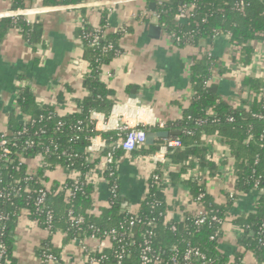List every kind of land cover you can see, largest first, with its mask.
Masks as SVG:
<instances>
[{
	"label": "trees",
	"instance_id": "16d2710c",
	"mask_svg": "<svg viewBox=\"0 0 264 264\" xmlns=\"http://www.w3.org/2000/svg\"><path fill=\"white\" fill-rule=\"evenodd\" d=\"M10 2V11L26 9L40 2L44 6H64L69 4H80L84 0H7ZM244 2V9L239 4ZM186 4L195 6L193 17L183 18L180 9ZM155 13L159 14V26L162 31L170 36L175 35L176 46L185 48L187 43L195 48H210L218 38L228 40L231 46L240 47L241 58L237 62L245 68L254 62V43H264V0H164L161 5L157 4ZM107 19L104 16L99 29L102 31V39L98 46L92 47L89 40H83L84 59L88 65V73L84 77L83 87L88 95L76 98L77 112L71 115L61 116L57 108L53 106H39L36 104L35 96L30 89H23L16 104L18 113L24 118H30L31 123L27 125L16 124L15 129L9 131L10 139L18 145L13 158L18 160L23 157L26 160H36L39 155L44 156L49 167L42 168L38 178L43 180L44 171L54 165H60L81 174L92 172L99 177H104L110 182V190L114 185L120 184L117 177V165L111 167L112 171L99 170L94 164L89 163V154L84 149L90 146L91 139L99 133L95 129V123L91 120L93 113H103L109 117L113 107L115 92L110 89L101 79L102 68L111 64L116 58L114 50H106L110 45L120 49L118 42L124 33L120 30L116 34H108L106 31ZM11 29L20 30L27 42L36 46L42 42V25H32L21 18L17 23L13 19L5 18L0 22V39ZM95 28L89 24L85 30L78 28L79 39L83 35L94 33ZM194 65L190 67L191 87L193 98L188 109L183 113L180 120L169 122L163 131L181 132L180 136H171L170 139L180 140L183 147L173 149L169 158L173 163L181 166V172L172 174L171 182L180 181L181 175L192 172L199 167L204 177H215L218 175L217 168L210 157V145L207 137H216L227 147L234 159V174L236 177V192L250 194L257 191L260 194L254 214L246 220L239 219L235 222L243 230L239 244L246 252L251 253L257 264H264V101L257 95L263 93L264 84L261 80L245 77L241 81L240 95L243 98L239 107L224 99L220 93L217 83L208 84L217 72L224 75L228 68L216 58L205 55L193 59ZM236 60L234 59V62ZM74 90L67 87L57 97L58 106L64 107L67 94H73ZM256 95V96H255ZM62 122L63 126L58 127ZM82 123V131L77 130ZM147 134L157 132L160 129L149 126H140ZM25 131H27L25 133ZM19 133H22L19 135ZM103 138L112 149L118 141L116 132L102 133ZM1 137V133H0ZM35 142L33 148L27 149V142ZM165 140H158L155 145L149 146L144 154L156 153ZM146 147V146H145ZM143 150V148H142ZM109 152L106 150L104 156ZM124 154L116 151V160ZM28 166L14 165L3 170L5 185L3 188L9 190L10 183L21 180L27 176ZM114 172V176H111ZM161 171L156 170L152 176L161 177ZM37 181V180H36ZM35 180L29 183L33 193H22L12 202L0 199V213L9 217L4 224L7 229L3 232L1 242L7 248V256L3 264H15L13 258L14 230L17 220L22 212H32L30 218L37 220L38 224L45 228L46 216L37 212L36 200L41 183ZM70 185L74 181L68 182ZM8 185V186H7ZM185 185L192 188V193L198 197L202 187L189 179ZM93 184L85 186L72 202H69L64 193H56L57 190L49 191L48 207L54 211L53 231L50 238L44 242L40 250L41 258L46 253H57L52 248L51 239L59 221L66 223V232L70 238L90 237L111 230L126 231V241L121 244L112 242V246L102 252H90L97 259H102L100 264H117V255L121 247L125 246L124 264H141V251L145 244L147 234L152 231L151 247L154 255H158L161 264H171L173 256H182L188 249H199L211 264H244V254L234 253L233 260L220 250V240L223 236L222 227L218 223H212L211 219L203 226L196 225V216H188L184 222H166L168 206L165 200V184L150 178L148 181L147 194L136 211L123 210L118 202V196L111 198V207L104 210L102 215L96 216L87 213L93 209L91 194ZM18 187H24L21 182ZM58 189V188H57ZM231 196V195H230ZM229 196L228 204L217 205L213 197L206 194L202 200L209 218L216 215L224 223L228 219L229 212L234 204V198ZM79 222L72 223L69 213ZM139 217L141 223L130 225L132 217ZM152 223L150 226L149 224ZM3 223H0V229ZM93 227V228H92ZM172 227L176 230L173 231ZM123 228V230H122ZM135 245H130L128 238ZM100 236V235H99ZM149 239V238H148ZM103 257H105L103 259ZM195 264H203V261L195 260Z\"/></svg>",
	"mask_w": 264,
	"mask_h": 264
},
{
	"label": "crops",
	"instance_id": "0c3cea01",
	"mask_svg": "<svg viewBox=\"0 0 264 264\" xmlns=\"http://www.w3.org/2000/svg\"><path fill=\"white\" fill-rule=\"evenodd\" d=\"M157 1L84 0L80 4L57 7L44 6L37 1L29 8L33 12L28 21L32 25H42V42L35 47L30 45L18 29L9 30L0 39V133L9 132L15 129L16 124L24 123V117L17 111L16 101L26 88L30 89L36 104L41 107H56L61 116L77 112L76 98L88 95L83 87L88 65L84 59L83 42L77 34L79 21L85 18L92 28L97 29L104 16L108 34H116L122 29L127 32L118 42L123 55L102 68L101 79L115 92V96L112 98L114 107L110 116L106 117L103 113L96 115L94 122L99 142H106L102 133L115 132L105 129V124L111 120L128 122L132 127L138 124L154 127L157 122L180 120L193 98L189 62L195 50L176 46L163 31L154 37L151 28L160 27L152 15ZM152 4L156 6L152 7ZM10 7L9 1L0 0V22L5 19L4 14L10 11ZM206 49L211 50L229 69L222 76L216 72L214 83L219 85L221 95L234 107H239L244 98L239 90L245 77L261 80L264 84L263 42L254 43L253 64L238 74L233 71V65L238 64L241 51H233L227 39L218 38L212 47ZM68 86L74 93L67 94L66 105L59 107L57 97ZM206 141L217 168L218 175L215 177L205 178L196 167L192 172L181 175L180 181L171 182L172 174L178 175L181 166L173 163L168 155L162 164L155 161L159 150L150 155L143 153L148 145L132 154L124 153L117 162L120 184L118 202L123 210L135 212L147 194L150 176L159 170L162 176L169 178L164 190L168 206L166 222H184L188 216H196L200 209H205L204 205L195 201L197 197L192 193V188L185 185L189 179H193L191 174L197 169L204 182L203 188L213 197L215 204L224 206L228 204L229 196L235 195L228 219L222 227L221 252L230 256L231 261L232 255L240 252L244 254V264H257L254 256L239 244L242 234L235 221L246 220L255 213L261 193H237L235 162L231 151L216 137H207ZM109 147L106 142L103 152L90 157L89 163L101 170L99 163ZM84 152L87 153L86 149ZM27 166L33 174H39L42 169L37 160L28 161ZM82 175L78 171L54 165L44 171L42 178L47 188L55 192L64 183L80 180ZM91 184L93 209L87 213L100 216L111 207L110 183L95 175ZM52 236L51 245L60 260L47 264H87L86 251L95 252L100 248V243L89 237L70 238L64 221L57 223ZM50 237L48 231L35 223L28 212H22L14 230L15 264H46L42 261L40 250Z\"/></svg>",
	"mask_w": 264,
	"mask_h": 264
},
{
	"label": "built area",
	"instance_id": "2783aa9c",
	"mask_svg": "<svg viewBox=\"0 0 264 264\" xmlns=\"http://www.w3.org/2000/svg\"><path fill=\"white\" fill-rule=\"evenodd\" d=\"M164 0H158L157 4L161 5ZM240 9H244L245 4L244 2H241L239 4ZM195 6L192 4H186L182 6L180 9V13L183 18L189 16L193 17V12H194ZM32 9L26 8V9H19L16 11H8L7 13L4 14L5 18H10L13 19L14 23H17L19 19L23 18L25 19L28 23V17L32 14ZM146 14H144L145 16ZM153 17L159 22V14L153 13ZM147 16V15H146ZM88 25V21L85 18H81L79 21V28L81 30H85L86 26ZM124 34H126V30L122 29L121 30ZM168 36V35H167ZM103 35L102 31L97 28L95 29L94 33L90 34H84L82 38H80L81 41L83 40H89L90 44L92 47L98 46L99 42L101 41ZM171 41L175 42L176 40L180 41L179 38H177L175 35H170L168 36ZM187 48L194 49V54L192 56V59L189 62V67H192L194 65V58L196 57H201V56H211L212 51L208 50L206 48H195L192 44L187 43L186 44ZM241 48L237 46H232L233 51H239ZM106 50H114L116 57H120L123 55V51L120 49H116L113 45H110L106 48ZM247 68L243 67L239 63L236 65H233V71L235 73H240V72H245ZM214 82V76L208 81V84H211ZM256 96V95H255ZM259 99L264 101V91L263 93L257 95ZM17 110L19 109L18 106L16 105ZM97 113H93L91 116V120L94 122L96 119ZM32 120L30 118H24V125H27L28 123H31ZM95 123V122H94ZM82 123L80 122L77 126L78 131H82L81 127ZM63 123L59 122L58 127H62ZM167 126V123L165 122H157L154 124L155 128L160 129L163 131ZM140 124L136 125L135 127H132L130 123H120L117 121H109L107 124H105V129L106 130H114L117 135H118V141L115 144V147L112 149L109 147L108 150L109 152L105 155L104 159L99 163V167H101V170H111V167L114 165H117V160H116V151L121 150L126 154H132L136 151H139L140 149L144 148L147 144V133L140 129ZM96 129V126H95ZM97 131V130H96ZM27 131H25L26 133ZM22 133H19L21 135ZM35 146V142L29 141L27 142V149L33 148ZM183 147V144L180 140H175V139H168L165 140L161 148L159 149V152L155 155V161L157 163H162L164 164L166 162V157L169 155V153L173 149H180ZM18 148V145L14 143L10 137H9V132H3L1 133L0 137V199H3L6 202H12L14 199L18 198L21 196L22 193H33L34 190L29 187V183L31 181H36L37 183H41V187L39 190L35 191L38 193V198L36 200V206H37V212L40 214H45L46 216V222H45V229L48 231L49 234H52L53 231V223H54V211L51 210L48 207V196H49V189L47 188L44 179L38 178L37 174L31 173L29 170L27 172V176L21 180H16L14 181V184L10 183L9 185V190L6 188H3V185H5V180L3 178V170H6L10 167H14V165L22 166V165H27V161L23 157L20 159L16 160L13 158L14 153H16L15 149ZM106 148V142L100 141L98 135L95 136L94 138L91 139V144L89 147L86 148V152L89 154V157H94L103 152V150ZM36 160L40 164L41 168H46L49 167L48 164L45 161L44 156L39 155ZM68 170L72 171L69 167H67ZM93 176L91 172H87L82 175V178L80 180L74 181L72 185H70L68 182L64 183L61 185L56 193H64L66 195V198L69 202H72L73 199L77 197V195L82 192L85 188V186L91 184ZM111 176H114V172H111ZM193 180L198 183L202 187L201 189V194L196 198V202L199 205H203V199L205 198L207 191L204 187V182L202 180L200 172L196 169L192 174H191ZM104 181H108L104 177H102ZM150 178L154 179L155 181L161 182L162 184H167L169 182V178L165 176H150ZM24 182V187H18V185ZM108 183H110L108 181ZM7 185V186H8ZM118 191L119 187L118 185H114L111 190V196L112 198H116L118 196ZM234 194H231V198H234ZM26 212L29 213V215L32 214L29 210H25ZM69 216L71 218L72 223H77L79 224L80 221L76 219V217L73 215L72 212L69 213ZM211 219L212 223H218L220 225H224V222L220 220L216 215H213L209 218L208 213L205 209H200L196 215V225L197 226H203L206 224L207 221ZM9 220V217L5 215L3 212L0 213V223H3L1 229H0V264L4 263V259L7 256V248L5 245L1 242V237L3 235V232L7 229V225L4 224ZM35 223H38L37 220H33ZM141 221L139 220V217L135 216L130 219V225L134 226L135 224H139ZM150 226L152 223L149 224ZM93 228V227H92ZM123 230V228H122ZM172 230L175 231L176 228L172 227ZM239 231L242 233L243 230L239 228ZM149 235V239L146 237L145 238V244L144 247L141 251V264H161L162 260L158 255H154L152 247H151V237L154 235L152 231H149L147 233ZM100 235V236H99ZM128 235V232L124 231H119V230H111V231H106L104 233H101L100 230L96 231V234L90 236L89 238L93 241H98L100 243V248L98 252H102L103 250L107 249L108 247L112 246V242H118L122 243L126 241V236ZM128 238L131 240L134 238V235L131 233V235L128 236ZM130 245L133 246L135 245V242L133 240L130 241ZM87 254V264H100L102 259H97L96 257L92 256L90 251H86ZM125 246L121 247V252L118 253L117 255V264H124L123 260L125 258ZM105 257H103L104 259ZM60 258L52 253H46L42 257V261L44 263H58ZM195 260H200L203 261V264H211L210 260L207 261V258L205 255L199 250V249H188L185 254L182 256L176 255L173 256L170 259L171 264H195Z\"/></svg>",
	"mask_w": 264,
	"mask_h": 264
},
{
	"label": "water",
	"instance_id": "95a60500",
	"mask_svg": "<svg viewBox=\"0 0 264 264\" xmlns=\"http://www.w3.org/2000/svg\"><path fill=\"white\" fill-rule=\"evenodd\" d=\"M156 4H152V7H155ZM152 33L154 37H157L158 34L162 32L161 27L153 26ZM181 132H169V131H158V132H150L147 134V142L148 146L155 145L158 140H168L171 136H180Z\"/></svg>",
	"mask_w": 264,
	"mask_h": 264
},
{
	"label": "rangeland",
	"instance_id": "374dc122",
	"mask_svg": "<svg viewBox=\"0 0 264 264\" xmlns=\"http://www.w3.org/2000/svg\"><path fill=\"white\" fill-rule=\"evenodd\" d=\"M28 162V161H27Z\"/></svg>",
	"mask_w": 264,
	"mask_h": 264
}]
</instances>
